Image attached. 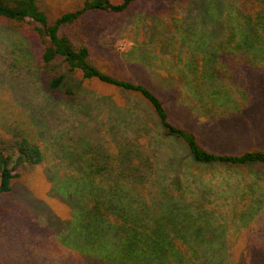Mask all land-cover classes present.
Returning a JSON list of instances; mask_svg holds the SVG:
<instances>
[{
    "label": "rangeland",
    "instance_id": "374dc122",
    "mask_svg": "<svg viewBox=\"0 0 264 264\" xmlns=\"http://www.w3.org/2000/svg\"><path fill=\"white\" fill-rule=\"evenodd\" d=\"M81 2L49 0L48 12L54 16ZM221 6L222 0H149L125 14L89 13L87 40L102 71L158 93L173 123L196 133L202 147L241 154L251 146L264 148V75H250L239 66L233 77L215 80L225 96L214 98L205 96L215 88L209 78L200 82L199 93L193 92L186 65L192 53L214 49L207 42L213 43L215 23L223 20L218 18ZM217 32L220 42L228 36L224 27ZM25 54L21 35L0 28V133L8 124L20 127L44 152L33 173L0 195V259L5 264H90L97 260L90 258L97 247L103 257L113 250L108 237H102L104 226L85 214L93 185L81 175L106 160V152H115V133L134 138L137 129L142 144L156 148L160 166L167 159L178 170L168 172L163 184L177 177L187 194L196 183L212 190L209 206L217 214L207 234L224 246V264H264L263 163L225 167L199 162L182 137L164 135L159 117L140 94L97 78L83 80L81 72L68 77L70 94L53 99ZM146 134L159 145L150 144L155 140Z\"/></svg>",
    "mask_w": 264,
    "mask_h": 264
},
{
    "label": "trees",
    "instance_id": "16d2710c",
    "mask_svg": "<svg viewBox=\"0 0 264 264\" xmlns=\"http://www.w3.org/2000/svg\"><path fill=\"white\" fill-rule=\"evenodd\" d=\"M146 1L149 0H82L80 6L53 16L48 12L49 0H0V28L24 39L25 56L31 60L44 91L53 99L70 94L71 88H65V83L69 76L81 72L83 80L97 78L140 94L159 117L164 135L182 137L193 159L225 167L264 164V148L260 146H251L241 154L216 153L202 147L196 133L173 123L158 93L142 83L107 74L94 63L86 15L104 11L125 14L135 3ZM219 12L218 18L223 20L220 24L217 20L212 32L213 43L219 44L208 41L213 50L192 53L186 61L192 75L189 78L194 82L193 92L199 93L203 87L200 82L209 78L215 88L205 96L214 98L225 96L216 81L233 77L239 66L247 68L250 75H264V0H222ZM222 27L228 36L220 42L217 31ZM205 96L202 92L199 99L203 102ZM7 128L0 133V195L11 193L15 181L33 173L44 158L39 142L31 140L20 127L8 124ZM139 130H135L134 138L115 133V152H106V160H98L91 172L81 175L93 185L85 214L104 226L102 237H108L105 241L113 247L107 250V258L99 251L101 246L97 247L98 251L90 255L97 260L90 264H224V246L217 245L207 234L217 214L209 206L212 190L206 191L196 183L187 194L177 177L163 184L168 172L178 170L167 159L166 165L160 166L156 148L150 150L142 144ZM148 137L155 140L150 144L159 145L156 138ZM101 173L109 177L98 180ZM232 213L233 219L238 217L237 210ZM209 238L213 244L208 243ZM0 264L5 263L0 259Z\"/></svg>",
    "mask_w": 264,
    "mask_h": 264
}]
</instances>
